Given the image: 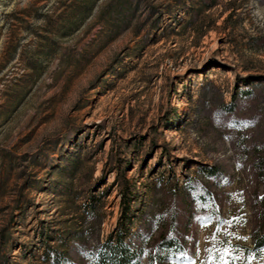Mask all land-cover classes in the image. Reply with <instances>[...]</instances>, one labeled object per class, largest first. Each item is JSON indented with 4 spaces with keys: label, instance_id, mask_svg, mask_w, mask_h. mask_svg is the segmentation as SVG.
Here are the masks:
<instances>
[{
    "label": "rangeland",
    "instance_id": "obj_1",
    "mask_svg": "<svg viewBox=\"0 0 264 264\" xmlns=\"http://www.w3.org/2000/svg\"><path fill=\"white\" fill-rule=\"evenodd\" d=\"M249 89L233 115L217 114ZM263 106L264 0H0V264H42L40 222L77 228L88 187L105 194L107 234L114 161L141 196L160 183L157 206L176 211L187 256L172 264H263L250 238ZM70 156L81 167L67 202L55 191ZM213 164L227 184L201 178ZM188 177L216 196L217 216L174 194Z\"/></svg>",
    "mask_w": 264,
    "mask_h": 264
},
{
    "label": "trees",
    "instance_id": "obj_2",
    "mask_svg": "<svg viewBox=\"0 0 264 264\" xmlns=\"http://www.w3.org/2000/svg\"><path fill=\"white\" fill-rule=\"evenodd\" d=\"M252 97H254L253 89L238 91L231 96L229 104L218 106L217 114L233 115L238 107L237 100L246 101ZM239 123L240 121L235 120L230 123V126L238 128ZM262 147L260 150L262 152L258 154L259 157L254 163L260 167L257 175L260 176L263 185V194L256 200L257 219L260 223L256 224L250 234L256 259L260 257V250L264 247V144ZM112 163V170L115 172V189L119 198L118 215L113 228L100 238L103 224V215L100 211L105 194L96 196L93 187L83 189L82 192L86 193V196L83 203L77 207L80 220L77 228L59 232L40 222L36 239L40 250L38 260L42 264H142L143 259L146 264H172L185 259L187 253L184 233L181 234L179 231L176 211L157 206L156 197L160 183L149 187L148 193H144L150 196V201L146 202L144 195L141 196L135 185L125 176L127 163L123 166L117 161ZM80 167V156L74 158L70 156L64 161V166L60 167L62 178L69 180V183L63 185L60 191L56 189L55 193L66 197L67 202L74 194L71 183L80 173ZM224 172L220 166L213 164L202 167L199 175L209 185L217 186L220 183H228ZM163 181L164 179L161 178L158 182ZM196 181L197 179L188 177L180 189L177 186L173 187L174 194L193 198L199 203L201 209L210 210L212 217L217 216L216 196L210 193L207 187L197 185ZM15 209L19 210V202ZM5 231L6 229L0 231V244L6 242Z\"/></svg>",
    "mask_w": 264,
    "mask_h": 264
}]
</instances>
